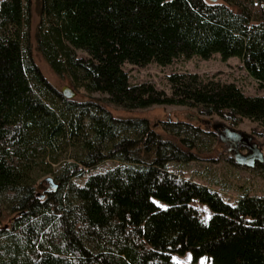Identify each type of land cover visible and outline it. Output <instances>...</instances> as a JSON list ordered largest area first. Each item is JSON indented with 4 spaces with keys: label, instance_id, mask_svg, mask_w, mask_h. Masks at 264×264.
Returning a JSON list of instances; mask_svg holds the SVG:
<instances>
[{
    "label": "trees",
    "instance_id": "trees-1",
    "mask_svg": "<svg viewBox=\"0 0 264 264\" xmlns=\"http://www.w3.org/2000/svg\"><path fill=\"white\" fill-rule=\"evenodd\" d=\"M30 2L0 0V264H169L185 253L264 264V196L230 203L168 168L210 153L212 131L164 121L158 132L101 102L246 119L264 137V0H36L35 50L75 93L101 100L66 99L42 76ZM214 54L237 58L262 93L177 71L166 94L123 69ZM105 161L115 165L92 171ZM255 171L264 180L262 163Z\"/></svg>",
    "mask_w": 264,
    "mask_h": 264
},
{
    "label": "rangeland",
    "instance_id": "rangeland-1",
    "mask_svg": "<svg viewBox=\"0 0 264 264\" xmlns=\"http://www.w3.org/2000/svg\"><path fill=\"white\" fill-rule=\"evenodd\" d=\"M31 53L33 60L42 74V76L55 88L60 90L66 87L73 91L66 79L56 77L40 55L35 50L33 33L38 22V13L36 0H31ZM82 54L81 52H77ZM123 69L128 73L130 82H149L156 88L163 90L166 94L169 93V87L166 83V76L171 72H190L198 75L215 79L220 82L234 83L244 94L257 95L262 92L257 86V83L249 77L243 70L240 61L237 58L230 57L225 61H221L217 54L212 55L209 59H201L197 56H192L188 59L178 58L171 64L166 66H157L153 63L147 64L144 67H136L130 64H123ZM105 97L100 93H91L89 96L81 92L75 93L72 98L74 100L85 99H102ZM102 105L109 113L116 118H145L156 131H160V123L164 121H183L199 126L205 131L214 133V146L210 153L201 156L198 160L190 161L186 164L171 163L168 168L173 171L181 172L182 175L194 182L207 185L210 188L219 192L221 197L232 203L242 193L255 194L264 196V180L256 173L257 159L254 153L249 149L248 145L244 146L240 143L235 146L227 139L222 138L224 135L223 128H228L233 131L240 132L248 136V144L259 150L263 158L264 165V137L261 136L260 130L255 127L251 121L243 119L236 126H231L228 122L218 116H201L194 109L179 106H152L146 109H137L126 111L112 106L104 101ZM221 125L222 128L213 126ZM251 155L248 162L250 165H241L236 162L235 154ZM115 162L105 161L92 171H103ZM82 179H74L75 183H81ZM47 182H44L45 187H50ZM52 188V185H51ZM208 214L205 212V217ZM7 223V219L2 225ZM169 264H211L206 256H201L195 263L190 261L188 253L183 255H172Z\"/></svg>",
    "mask_w": 264,
    "mask_h": 264
},
{
    "label": "water",
    "instance_id": "water-1",
    "mask_svg": "<svg viewBox=\"0 0 264 264\" xmlns=\"http://www.w3.org/2000/svg\"><path fill=\"white\" fill-rule=\"evenodd\" d=\"M206 1L209 3H216L218 0H206ZM59 91H60V94L66 99H72L75 96V92L71 91L70 89H67L66 87H62ZM213 127H214V129L217 127L222 128L221 125H216ZM223 133H224V135L222 136V138L229 140L234 146L237 143H240L244 146L248 145L249 149L253 151V153L255 155L254 157L257 159V162L258 163L263 162V158H262L259 150L257 148H255L254 146H251L248 144V136L247 135L241 134L240 132L233 131V130L228 129V128H223ZM254 157L253 156L251 157V155H247V154L246 155H242V154H238V153L235 154L236 162L238 164H241V165L242 164L243 165H250L248 160L250 158H254Z\"/></svg>",
    "mask_w": 264,
    "mask_h": 264
}]
</instances>
